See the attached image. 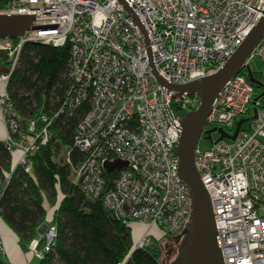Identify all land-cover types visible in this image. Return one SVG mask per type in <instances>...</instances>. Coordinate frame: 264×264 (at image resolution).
Listing matches in <instances>:
<instances>
[{"label":"built area","instance_id":"built-area-1","mask_svg":"<svg viewBox=\"0 0 264 264\" xmlns=\"http://www.w3.org/2000/svg\"><path fill=\"white\" fill-rule=\"evenodd\" d=\"M0 14L33 15L36 27L16 39L0 38L8 58L0 69V143L11 154L9 168L0 163V222L1 198L15 171L32 175L33 158L57 120L87 101L74 132L83 160L73 166L70 152L66 160L74 184L126 226L143 228L135 248L180 235L192 208L176 147L183 118L199 108L201 97H176L157 76L184 85L214 74L264 18V0H6ZM27 43L70 45V85L52 114L23 116L7 88ZM256 58L264 64V36L247 61L251 69ZM261 93L247 69L231 79L214 100L200 139L209 140L206 131L213 128L233 135L254 110L255 119L233 141L213 132L211 146L201 149L199 139L195 152L224 264H264V95L255 100ZM118 160L127 166L106 170L107 162ZM108 173L116 174L111 186ZM55 237L50 224L29 247L41 259ZM0 254L11 264L1 232Z\"/></svg>","mask_w":264,"mask_h":264},{"label":"trees","instance_id":"trees-1","mask_svg":"<svg viewBox=\"0 0 264 264\" xmlns=\"http://www.w3.org/2000/svg\"><path fill=\"white\" fill-rule=\"evenodd\" d=\"M5 1L1 0L0 6ZM70 57L69 43L61 47L25 44L19 66L7 86L15 107L23 116L37 117L42 111L52 114L58 109L70 85ZM7 64V54L0 52V69L5 70ZM253 85L257 94L262 92V86ZM21 91L30 94H21ZM53 94L60 100L49 111ZM33 99L36 107L32 106ZM88 110L86 101L72 116H60L52 128V138L33 158L32 175L20 168L15 171L1 198V219L21 240L31 242L39 227L46 223L45 202L54 207L51 222L56 228V237L39 264H162L158 242L135 248L131 228L106 209L100 199L86 196L71 178L72 165H78L84 156L74 148V132ZM61 148L70 152L72 165L58 161ZM10 160V152L0 143V163L9 168ZM115 176V173L106 174L110 186ZM43 245L41 239L39 249ZM0 264H5L2 254Z\"/></svg>","mask_w":264,"mask_h":264},{"label":"water","instance_id":"water-1","mask_svg":"<svg viewBox=\"0 0 264 264\" xmlns=\"http://www.w3.org/2000/svg\"><path fill=\"white\" fill-rule=\"evenodd\" d=\"M34 20L33 15L0 14V38L24 35L27 31L36 28L33 26ZM263 36L264 18L250 31L227 62L214 74L207 77L184 85H172L165 82L159 75L157 76L162 86L176 92V97H181L185 93L189 95L198 93L201 97L199 108L184 116L182 134L176 147L179 157L178 174L189 188L192 211L184 231L174 237L178 244V255L171 264H224L210 197L197 171L195 152L214 100L231 79L239 72L247 69L249 80L253 84L264 87V84L254 77L253 70L247 64L249 57ZM263 95L264 90L255 100ZM255 116L256 111L254 110L252 117L240 120L233 135L227 134L221 128L208 130L206 131L207 139L211 140V134L218 132L220 134L219 139L226 138L233 141L241 126L254 120ZM124 166H127V162L121 160L105 164V168L109 172ZM47 227L46 223L42 224L38 229L40 234H43Z\"/></svg>","mask_w":264,"mask_h":264},{"label":"rangeland","instance_id":"rangeland-1","mask_svg":"<svg viewBox=\"0 0 264 264\" xmlns=\"http://www.w3.org/2000/svg\"><path fill=\"white\" fill-rule=\"evenodd\" d=\"M252 69L254 71V77L264 84V64H263V62L258 58L254 59L252 62ZM21 94H25V95L28 94L29 95L30 93H26L25 91H21ZM59 100H60V97H58L56 94L52 95V97L49 99V105H48L49 111H51L55 107V105L57 104V102ZM32 106L33 107L37 106V102L35 99L32 100ZM251 114H252V112L249 113V115L244 116V118L250 117ZM214 137L218 138L219 134L214 133ZM198 146L201 149H208L211 146V141L206 140V139H200ZM67 157H68L67 150L65 148H61L57 154L58 161L61 163H65L67 160ZM71 178L73 179L72 176H71ZM45 206L47 207V209L49 210L50 213H53L54 207L50 206L47 201L45 202ZM46 224H47V226H49L50 224H52V222L49 221V222H46ZM158 243H159V247L161 249V263L162 264H171V262L178 255V244L175 243L174 237H164ZM29 246H30V244H29ZM170 248H173V252L171 254H169Z\"/></svg>","mask_w":264,"mask_h":264},{"label":"crops","instance_id":"crops-1","mask_svg":"<svg viewBox=\"0 0 264 264\" xmlns=\"http://www.w3.org/2000/svg\"><path fill=\"white\" fill-rule=\"evenodd\" d=\"M4 135V128L0 123V139H2ZM52 214L53 213H50L48 210L46 222L51 221ZM0 232L5 241L11 264H39L40 259L29 248L30 242L21 240L3 220L0 222ZM142 232L143 228L139 226L131 228L134 243L139 240ZM37 238H40L39 231L36 236V239Z\"/></svg>","mask_w":264,"mask_h":264},{"label":"flooded vegetation","instance_id":"flooded-vegetation-1","mask_svg":"<svg viewBox=\"0 0 264 264\" xmlns=\"http://www.w3.org/2000/svg\"><path fill=\"white\" fill-rule=\"evenodd\" d=\"M176 243V242H175ZM177 244V243H176ZM173 252V248H170L169 250V254H171Z\"/></svg>","mask_w":264,"mask_h":264}]
</instances>
